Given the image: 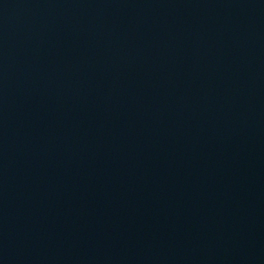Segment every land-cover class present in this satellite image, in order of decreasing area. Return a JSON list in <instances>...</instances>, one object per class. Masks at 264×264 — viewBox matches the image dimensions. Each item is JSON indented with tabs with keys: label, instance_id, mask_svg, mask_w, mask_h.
<instances>
[{
	"label": "water",
	"instance_id": "1",
	"mask_svg": "<svg viewBox=\"0 0 264 264\" xmlns=\"http://www.w3.org/2000/svg\"><path fill=\"white\" fill-rule=\"evenodd\" d=\"M0 264H264V0H0Z\"/></svg>",
	"mask_w": 264,
	"mask_h": 264
}]
</instances>
